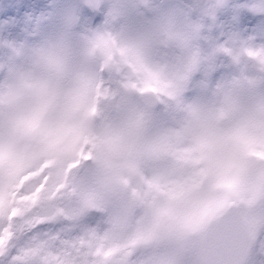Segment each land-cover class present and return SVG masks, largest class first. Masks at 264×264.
<instances>
[{
    "label": "clouds",
    "instance_id": "clouds-1",
    "mask_svg": "<svg viewBox=\"0 0 264 264\" xmlns=\"http://www.w3.org/2000/svg\"><path fill=\"white\" fill-rule=\"evenodd\" d=\"M241 55L258 75L208 104L183 106L178 126L167 129L154 126L140 98L172 96L171 84L111 37L86 52L50 42L0 83V200L17 186L29 197L13 203L23 213L21 232L131 198L127 216L110 220L104 234L92 230L99 252L52 260L48 237L20 253L23 264H121L137 246L178 239L232 206L264 201V91L257 90L264 47ZM97 60L129 69L119 89L97 78ZM81 165L87 171L77 175Z\"/></svg>",
    "mask_w": 264,
    "mask_h": 264
},
{
    "label": "rangeland",
    "instance_id": "rangeland-1",
    "mask_svg": "<svg viewBox=\"0 0 264 264\" xmlns=\"http://www.w3.org/2000/svg\"><path fill=\"white\" fill-rule=\"evenodd\" d=\"M101 37L135 53L171 84L173 95H158L159 105L150 110L157 129L172 128L178 126L183 106L208 104L219 90L235 89L242 77L258 75L241 54L264 47V0H0V83L26 66L41 46L66 41L86 52ZM101 65L100 60L94 65L97 78L105 87L119 89L129 69ZM257 90L264 91V83ZM86 171V165L74 170L77 175ZM19 191L17 186L11 199L0 200V208L12 211L14 202L29 198ZM130 199L126 194L106 212L92 211L76 222H46L22 232L0 255V264H23L20 253L48 237H54L46 250L52 260L99 252L92 230L104 234L110 220L127 216ZM239 208L254 237L244 264H264V201L252 209ZM215 219L195 230L199 237L189 249L179 245L188 233L137 246L120 258L121 264H210L203 236Z\"/></svg>",
    "mask_w": 264,
    "mask_h": 264
},
{
    "label": "water",
    "instance_id": "water-1",
    "mask_svg": "<svg viewBox=\"0 0 264 264\" xmlns=\"http://www.w3.org/2000/svg\"><path fill=\"white\" fill-rule=\"evenodd\" d=\"M150 109L157 105L154 94L141 98ZM197 238V233L180 241L183 249H188ZM211 264H243L253 249V237L244 224L238 206H232L222 213L205 234Z\"/></svg>",
    "mask_w": 264,
    "mask_h": 264
},
{
    "label": "snow or ice",
    "instance_id": "snow-or-ice-1",
    "mask_svg": "<svg viewBox=\"0 0 264 264\" xmlns=\"http://www.w3.org/2000/svg\"><path fill=\"white\" fill-rule=\"evenodd\" d=\"M23 213L18 208L9 211L0 208V255H4L21 235L19 223L22 220Z\"/></svg>",
    "mask_w": 264,
    "mask_h": 264
}]
</instances>
